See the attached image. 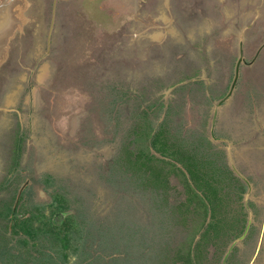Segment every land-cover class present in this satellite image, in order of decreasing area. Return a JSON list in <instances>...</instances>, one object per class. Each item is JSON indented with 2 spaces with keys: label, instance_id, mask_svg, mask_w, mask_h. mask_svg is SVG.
I'll list each match as a JSON object with an SVG mask.
<instances>
[{
  "label": "rangeland",
  "instance_id": "374dc122",
  "mask_svg": "<svg viewBox=\"0 0 264 264\" xmlns=\"http://www.w3.org/2000/svg\"><path fill=\"white\" fill-rule=\"evenodd\" d=\"M9 9L17 23L0 51V205H42L44 217L57 193L85 224L61 261L52 237L13 233V218L0 217V264H42V251L51 264H173L199 217L192 203L185 210L182 178L194 188L174 160L162 166L167 187L142 185L121 157L140 148L144 129L155 166L168 159L149 145L159 129L214 164L198 169L217 186L211 208L203 199L204 226L227 243L207 234L204 243L198 229L191 260L264 264V0H14ZM239 41L245 63L219 102ZM38 219L30 226L44 228Z\"/></svg>",
  "mask_w": 264,
  "mask_h": 264
},
{
  "label": "trees",
  "instance_id": "16d2710c",
  "mask_svg": "<svg viewBox=\"0 0 264 264\" xmlns=\"http://www.w3.org/2000/svg\"><path fill=\"white\" fill-rule=\"evenodd\" d=\"M142 133L143 136H142ZM162 129H159L152 133V135L149 137V145L151 148H153L155 151H157L159 154L164 156L167 160L166 161H160L162 163L161 166H155L151 163V160L153 159L152 156L147 155L146 146L144 141L146 140L148 136V132H145V129L141 132L139 131L138 134V140L140 142V148H135L132 150H125L124 151V157H121V160L124 163H127L129 165V169H136L141 170V178H142V185L147 186L150 185V187L156 186V181H164V185L159 187H167V174L168 172L164 171V168L162 167L164 164L168 167H170V160H174L176 162H179L180 165L185 169L186 173L188 174L190 180L192 181V185L194 190H190L187 185V181L183 180L182 187L184 188L185 193L187 195L186 197V205H184L185 210L188 207V202L192 203L190 213H198V223L195 225V228L193 227L190 234L183 243H181L180 248L176 249L171 253V257L173 258V264L175 262H180L179 264H191V262H194L196 264L198 263V260H191L190 255L194 254L193 257L197 259L196 253L199 251L198 242L192 243L194 231L196 232L198 229L202 228L200 239L205 243L208 240L202 237L203 235L207 234L209 235V241L220 243L222 246L224 244V241L221 237H219L217 234L215 236H211L210 233H208V230L212 227H209L211 224H207L204 226V217H205V211L206 206L203 202L204 201L208 204V206L211 208V201L216 198V185H211V181L213 179L211 178H205L204 175L201 172H198V169L202 166L207 167V171L213 169L212 167L213 162L211 159H205V160H197L196 158H193V155L196 153L195 148H192L191 154L186 153L189 151L188 149H181L179 146L168 144L167 142L163 141L161 138ZM145 138V139H144ZM206 144L205 141L202 140V143ZM144 143V144H143ZM208 145V144H207ZM171 169V168H170ZM173 173V171L171 170ZM178 174V173H174ZM181 175V173H179ZM228 176V174H225ZM182 176V175H181ZM185 176V175H184ZM230 178V177H229ZM231 180V178H230ZM198 193H197V192ZM52 200L49 203V207L51 209L49 210L48 216L44 214H41V208L42 205L38 206L35 205V208L37 213L29 212L27 210H22L18 208H9V206L3 205V203L0 205V217L4 218H13V227L10 228L11 232L17 233L23 232V234L27 235V238L33 239L36 236H39V234H44L46 236L52 237L54 241L59 243V246L55 252L58 253L59 258H61V261L65 260L66 253L64 252L69 245H71L72 249H76L79 245V242L82 241L81 236V229L84 227V220L83 218H79V215L77 213L72 214L68 213L65 214V210L68 208L66 199L61 194H53ZM18 197V201H19ZM220 200V198H219ZM199 201V203H197ZM199 204V205H197ZM180 204H178L177 207H179ZM183 205V204H182ZM217 205L220 207V204L217 202ZM17 206V203H16ZM181 206V205H180ZM222 209V207H220ZM219 208V212H221V209ZM196 209V210H194ZM198 209V210H197ZM212 213V209L210 210ZM197 214V215H198ZM18 215H27L24 218H19ZM35 215H40L42 219H38L39 221H42L41 224L43 225L44 222V228L36 227L33 228L30 226V220L34 218ZM241 217V216H239ZM200 219V220H199ZM219 219H215L214 221H217ZM241 220V219H240ZM42 227V226H41ZM242 228V226H241ZM241 228L239 229V233L241 231ZM84 232V231H83ZM231 233L233 236L235 231L232 229L231 231L227 232ZM72 235H75L76 240L78 239V244L70 243L72 241ZM86 236L88 233L85 234ZM230 235V236H231ZM90 238V237H89ZM61 241V243L59 242ZM229 241V240H228ZM227 243V242H226ZM225 243V244H226ZM224 244V245H225ZM185 246V251H181V248ZM164 250L167 251V247H163ZM196 252V253H195ZM42 258V264H44V259L47 261L48 264L52 263L53 257L49 253L40 252ZM47 255V257L45 256ZM192 263V264H194Z\"/></svg>",
  "mask_w": 264,
  "mask_h": 264
},
{
  "label": "crops",
  "instance_id": "0c3cea01",
  "mask_svg": "<svg viewBox=\"0 0 264 264\" xmlns=\"http://www.w3.org/2000/svg\"><path fill=\"white\" fill-rule=\"evenodd\" d=\"M7 12H9V13H7ZM15 23H17V21L15 19V12L14 11L10 12V9L7 11L4 8L2 10H0V51H1L2 47L5 45L6 37H8L11 34L12 30L14 29ZM257 147H258V149H260V145L257 146ZM261 219H262V216H261ZM242 230H243V228L241 229L239 234L242 233ZM247 230H245V232ZM258 232H259V230H258ZM239 238H241V235L239 236ZM256 238H257V236H256ZM253 240H254V238H253ZM255 243H257V239H256ZM253 253L254 252L252 251V252H250V254H248V259L247 260H249V261L251 260L250 258L252 257L251 255H253Z\"/></svg>",
  "mask_w": 264,
  "mask_h": 264
},
{
  "label": "water",
  "instance_id": "95a60500",
  "mask_svg": "<svg viewBox=\"0 0 264 264\" xmlns=\"http://www.w3.org/2000/svg\"><path fill=\"white\" fill-rule=\"evenodd\" d=\"M14 0H2L0 2V10H2L3 8L5 10L8 9V7L12 4ZM134 1V0H132ZM264 43V42H263ZM240 41L238 42V56L236 58V61H235V64H234V69H233V77H232V80L230 82V85H229V88H228V91L226 92L225 96L223 98L220 99L219 102H222L226 97H228L234 87V83L236 81V78H237V73H238V66H239V63L242 62V63H245L243 61V58H242V54H241V48H240Z\"/></svg>",
  "mask_w": 264,
  "mask_h": 264
},
{
  "label": "bare ground",
  "instance_id": "6f19581e",
  "mask_svg": "<svg viewBox=\"0 0 264 264\" xmlns=\"http://www.w3.org/2000/svg\"><path fill=\"white\" fill-rule=\"evenodd\" d=\"M17 21V20H16Z\"/></svg>",
  "mask_w": 264,
  "mask_h": 264
}]
</instances>
